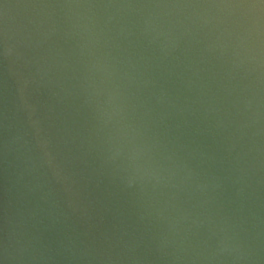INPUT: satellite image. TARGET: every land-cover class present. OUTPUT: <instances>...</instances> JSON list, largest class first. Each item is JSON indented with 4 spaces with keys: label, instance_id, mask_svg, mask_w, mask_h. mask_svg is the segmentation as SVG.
Instances as JSON below:
<instances>
[{
    "label": "water",
    "instance_id": "1",
    "mask_svg": "<svg viewBox=\"0 0 264 264\" xmlns=\"http://www.w3.org/2000/svg\"><path fill=\"white\" fill-rule=\"evenodd\" d=\"M0 264H264V0H0Z\"/></svg>",
    "mask_w": 264,
    "mask_h": 264
}]
</instances>
